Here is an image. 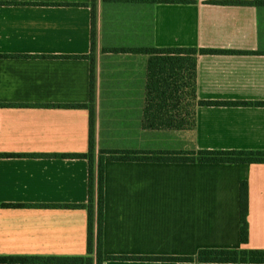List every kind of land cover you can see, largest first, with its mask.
Returning <instances> with one entry per match:
<instances>
[{"label": "crops", "instance_id": "1", "mask_svg": "<svg viewBox=\"0 0 264 264\" xmlns=\"http://www.w3.org/2000/svg\"><path fill=\"white\" fill-rule=\"evenodd\" d=\"M91 1L0 0V153L88 150L87 108L42 105L87 103L90 60L4 55L89 54ZM96 3L97 150H264V106L199 105L195 128H145L149 55L111 51L220 50L199 55L198 98L264 101V0ZM11 103L36 105H3ZM88 170L86 159L0 156V257L85 255L86 209L3 203H85ZM245 179L250 238L242 244L240 183ZM202 248L264 249V163L106 157L104 264H243L148 258L196 256Z\"/></svg>", "mask_w": 264, "mask_h": 264}, {"label": "trees", "instance_id": "2", "mask_svg": "<svg viewBox=\"0 0 264 264\" xmlns=\"http://www.w3.org/2000/svg\"><path fill=\"white\" fill-rule=\"evenodd\" d=\"M178 1V0H171ZM252 3L251 1H231ZM91 51L89 54L74 55H4L5 57H43L89 59L91 63L90 97L87 103L44 104L65 108H87L89 120V148L86 152L66 153H0L1 157L22 158H66L86 159L88 170V199L85 203H3L5 207H46L82 208L87 210V253L77 256H4L0 263L7 264H104L103 227L105 206V163L106 157L112 161L145 162H186V163H264V150H97L96 128V40H97V3L91 4ZM114 52H134L149 55L147 68L146 107L143 126L148 129H192L197 125L199 105H256L264 106V101H218L198 98V58L201 54L223 52L216 49L194 47H141L113 48ZM3 105L30 106L36 104L11 103ZM250 188L248 180L240 183V241L247 244L250 238L248 221L250 207ZM130 258L128 256H108V259ZM160 261H188L215 263H264V249L202 248L196 256H157L148 257Z\"/></svg>", "mask_w": 264, "mask_h": 264}]
</instances>
